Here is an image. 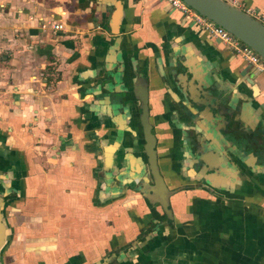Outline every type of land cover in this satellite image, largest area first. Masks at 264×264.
I'll return each mask as SVG.
<instances>
[{
  "label": "crops",
  "instance_id": "0c3cea01",
  "mask_svg": "<svg viewBox=\"0 0 264 264\" xmlns=\"http://www.w3.org/2000/svg\"><path fill=\"white\" fill-rule=\"evenodd\" d=\"M209 87L224 115L193 122ZM144 90L169 219L137 186ZM232 119L262 152L220 140ZM0 198V264H264V69L164 0H0Z\"/></svg>",
  "mask_w": 264,
  "mask_h": 264
},
{
  "label": "water",
  "instance_id": "95a60500",
  "mask_svg": "<svg viewBox=\"0 0 264 264\" xmlns=\"http://www.w3.org/2000/svg\"><path fill=\"white\" fill-rule=\"evenodd\" d=\"M181 1L195 10L198 14L202 15L204 18L225 29L234 38L241 42V46H248L262 60H264V25L259 20L251 17L243 10L233 6L225 0ZM198 93L200 94V97L204 99L203 102L197 103L196 101L192 100V98L188 99L190 104L199 108L197 112H200L207 107L216 108L217 102H221L220 100L218 101V94H216L211 87L207 88L206 94H203L201 91ZM204 95H206V97ZM220 114L221 113L218 109L211 116L215 118L216 116H220ZM221 118L225 117L221 116ZM216 124V122L211 123V127H214L215 134L220 138V140H226L229 142V147H232V150L235 151V153H239L246 148H251L253 150L256 149L259 150V152H262V150L258 148V144L260 142V137H263V134L254 135V133H256L255 128L247 133L242 132L237 134L239 127H237L233 119L230 120L229 123H222V125L218 128H215ZM211 137L215 138L213 135H211ZM210 140V137L205 139L207 144ZM198 163H200V160ZM1 208L2 201L0 198V249L5 243L6 233V227L1 218Z\"/></svg>",
  "mask_w": 264,
  "mask_h": 264
},
{
  "label": "flooded vegetation",
  "instance_id": "af4514ba",
  "mask_svg": "<svg viewBox=\"0 0 264 264\" xmlns=\"http://www.w3.org/2000/svg\"><path fill=\"white\" fill-rule=\"evenodd\" d=\"M135 99L137 100L138 105V134H135L132 131H129L132 133L130 141L133 142L134 139L139 138L141 140V148L139 149L141 154L143 155L144 161L137 164V168L139 170V180H138V189L139 193L141 194V197H143L149 204H158L161 208V214L160 217L167 218L171 216V208L169 204V198L171 195L175 194L180 190V186L174 187V188H168L162 178V175L159 172V166L157 164L156 158H157V135L154 131V126L149 122V108L147 105V93L146 90L143 92H139L135 94ZM219 100V98L217 97ZM104 100V99H103ZM178 106L180 108H185L184 105L178 102ZM222 113V107L221 102H217L216 108H210L207 107L205 110L206 116L205 118H210V121H213V117L211 116L213 113H215L217 110ZM188 115L191 121L195 122V116L197 115V111L199 108L194 105L190 104L188 107L184 109ZM224 115V113H222ZM223 123V121H222ZM127 130V129H123ZM183 132L188 135L191 133L190 129H184ZM190 141V140H189ZM116 148H120L119 142H114ZM135 146L134 143H132L130 146L121 147L122 153L125 159L133 157L132 154L133 150L132 148ZM136 147V146H135ZM194 153V151H193ZM135 157V156H134ZM196 155L192 154L191 151L188 153V157H185L187 162L188 169H198L200 165H197L194 162ZM182 160H184L182 158ZM207 165L205 164V167ZM208 171V169L206 170Z\"/></svg>",
  "mask_w": 264,
  "mask_h": 264
},
{
  "label": "built area",
  "instance_id": "2783aa9c",
  "mask_svg": "<svg viewBox=\"0 0 264 264\" xmlns=\"http://www.w3.org/2000/svg\"><path fill=\"white\" fill-rule=\"evenodd\" d=\"M166 1L171 7L179 10L184 17L191 20L196 27L200 28L201 30L219 38L222 42L228 43L234 49V51L240 54L244 59L249 61L251 64L255 66V68H262L264 69V60H262L251 48L246 45L241 46V42L234 38L229 32H227L222 27L214 24L210 20L204 18L202 15L198 14L195 10L187 6L181 0H164ZM232 3L235 0L231 1ZM251 17L259 20L258 15L253 10L244 11ZM264 25V20H259ZM46 24L50 26L52 30H59L61 29V24L55 21H46ZM41 27H44L41 24ZM262 65V66H261Z\"/></svg>",
  "mask_w": 264,
  "mask_h": 264
}]
</instances>
